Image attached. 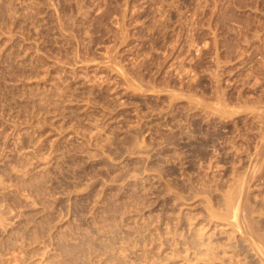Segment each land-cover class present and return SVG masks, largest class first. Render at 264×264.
<instances>
[{
  "label": "rangeland",
  "instance_id": "374dc122",
  "mask_svg": "<svg viewBox=\"0 0 264 264\" xmlns=\"http://www.w3.org/2000/svg\"><path fill=\"white\" fill-rule=\"evenodd\" d=\"M0 211V264H262L264 0H0Z\"/></svg>",
  "mask_w": 264,
  "mask_h": 264
},
{
  "label": "bare ground",
  "instance_id": "6f19581e",
  "mask_svg": "<svg viewBox=\"0 0 264 264\" xmlns=\"http://www.w3.org/2000/svg\"><path fill=\"white\" fill-rule=\"evenodd\" d=\"M201 141V140H200ZM200 149V148H199ZM202 150V149H201ZM200 150V151H201ZM204 150V149H203ZM203 150H202V152H203ZM220 153V152H219ZM200 155V154H199ZM212 158V157H211ZM217 159V158H216ZM218 160V159H217ZM210 162H213V161H211V159H210ZM216 162V161H215ZM214 162V163H215ZM213 165V164H212ZM252 172V171H251ZM257 171H255V173H256ZM249 173V172H248ZM246 173H244L243 175H244V177L246 176L245 175ZM254 176V175H253ZM247 177V176H246ZM245 178H243L241 181L242 182H244V181H246V180H244ZM242 186V185H241ZM241 187H240V190H238V192L236 193V194H233L232 193V195H230L229 196V198L227 199V202H226V205H227V209H228V212H231V215H233L235 218H237V220H238V222L240 223L241 221H240V218H242L241 216H240V214L238 213V209H240L241 207H242V205H243V201L241 200V199H239V198H241V197H239L240 196V192H241ZM243 196V195H242ZM239 197V198H238ZM235 204H239V207H237V208H234V210L232 209L234 206H235ZM244 215V214H243ZM247 215V214H246ZM239 216H240V218H239ZM5 217L6 216H4L3 215V213L0 211V223H2V222H4V219H5ZM246 217V216H245ZM245 217H243V218H245ZM250 216H248L247 217V219H248V222L250 221V223L252 224V223H254L253 222V217H250V218H252L251 220H249L250 218H249ZM260 220V219H259ZM244 221V220H243ZM262 221H263V219H262ZM262 221H261V223H262ZM248 222H246V223H248ZM3 224V223H2ZM249 224V223H248ZM250 245H252V247L256 250V252H257V254L259 255V260H261L262 261V264H264V243L263 242H261V243H258L256 240H254V241H250ZM255 252V253H256Z\"/></svg>",
  "mask_w": 264,
  "mask_h": 264
}]
</instances>
